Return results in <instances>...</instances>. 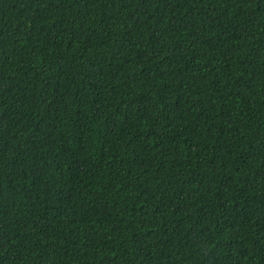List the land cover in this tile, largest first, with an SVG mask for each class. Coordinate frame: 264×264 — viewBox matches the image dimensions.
Instances as JSON below:
<instances>
[{"label":"trees","instance_id":"trees-1","mask_svg":"<svg viewBox=\"0 0 264 264\" xmlns=\"http://www.w3.org/2000/svg\"><path fill=\"white\" fill-rule=\"evenodd\" d=\"M0 264H264V0H0Z\"/></svg>","mask_w":264,"mask_h":264}]
</instances>
